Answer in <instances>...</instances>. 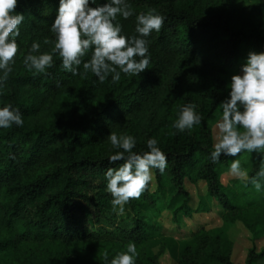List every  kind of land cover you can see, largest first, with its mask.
<instances>
[{"label": "trees", "instance_id": "1", "mask_svg": "<svg viewBox=\"0 0 264 264\" xmlns=\"http://www.w3.org/2000/svg\"><path fill=\"white\" fill-rule=\"evenodd\" d=\"M105 2L95 0L90 6ZM128 3L133 15L115 21L122 35H133L136 16L149 9L163 16L164 23L146 37L148 69L139 75L121 73L117 82L110 73L101 83L90 71L73 75L63 70L58 54L46 73L29 71L23 59L32 42L40 43L41 52L50 53L54 46L44 40L54 41L50 27L59 0H18L16 10L25 19L0 107L19 108L24 124L0 128V264H109L129 242L137 245L135 264H153L160 253L151 255L148 245L166 235L194 238L179 253L177 264H235L231 242L193 220L190 181L205 186L226 222L243 223L252 231L264 224V190L257 192L248 182L259 170L261 156L222 155L215 164L210 159V122L221 103L222 76L240 62L244 46L264 52V0ZM91 54L89 49L82 64ZM205 75L217 87L200 86ZM183 84L187 90L179 95ZM187 103L197 105L202 120L179 132L173 123ZM151 106L158 107V114L145 121ZM111 132L134 136L133 151L139 153L148 151L147 139L156 138L167 157L165 171L152 169V179L123 213L112 210L106 190L104 173L123 163L108 160L118 151L107 139ZM234 159L241 160L248 179L224 184ZM180 200L184 202L176 207ZM155 210L170 212L171 227L157 223L150 215ZM199 210L208 211L204 206ZM259 261H264V251L253 249L245 264Z\"/></svg>", "mask_w": 264, "mask_h": 264}, {"label": "clouds", "instance_id": "2", "mask_svg": "<svg viewBox=\"0 0 264 264\" xmlns=\"http://www.w3.org/2000/svg\"><path fill=\"white\" fill-rule=\"evenodd\" d=\"M95 0H59L56 17L50 31L54 41L51 52H41L39 42L33 41L23 63L35 74L46 73L54 64V54L61 58V68L73 75L93 73L99 82H104L111 73V80L117 82L121 73L139 75L148 69L150 53L148 37L153 31L159 32L164 17L155 9L136 16L134 34L122 35V26L115 23L117 16L124 19L133 15L128 0H106L102 5L91 7ZM18 0H0V94L4 82L12 72L17 54L19 25L25 15L18 12ZM92 50L91 58L82 64L81 58ZM82 64L83 72H79ZM228 98L221 104L222 118L216 123V142L210 153L215 164L221 156L236 157L243 152H256L261 156L259 170L248 182L257 192L264 190V52H249L239 73L231 76ZM197 105L187 103L179 111L173 128L179 132L191 130L201 123L202 116L196 111ZM24 119L19 108L7 104L0 107V128L13 125L22 127ZM242 129V130H240ZM117 149L108 158L119 167H109L104 173L106 190L112 196V210L125 211L130 199L139 198L142 190L152 179V169L163 173L167 157L157 146L156 138L146 141L148 151H133L136 139L132 135L111 132L107 137ZM230 175L242 180L248 179V172L241 166L240 159H234L229 166ZM138 257L137 245L129 242L126 251L119 252L109 264H135Z\"/></svg>", "mask_w": 264, "mask_h": 264}, {"label": "rangeland", "instance_id": "3", "mask_svg": "<svg viewBox=\"0 0 264 264\" xmlns=\"http://www.w3.org/2000/svg\"><path fill=\"white\" fill-rule=\"evenodd\" d=\"M258 52L254 48L244 46L242 49V58L240 62L232 68V70L222 76L224 80L223 86L219 89V96L221 103L228 98L229 83L231 76L238 74L241 65L246 61L249 52ZM212 76L205 75L199 80V85L203 88H215L218 82H213ZM187 90V87L183 84L180 87L179 95H183ZM222 98V99H221ZM220 103V104H221ZM217 109V112L210 122L211 129L213 131L214 143L216 142V123L222 118V109ZM158 114V107L151 106L147 112H145V121H151L152 118ZM242 130V129H240ZM231 179L235 178L229 174L223 176L222 181L224 184H228ZM187 189L191 194V200L188 205L193 210V217L196 222L204 225V228L210 231L214 235H219L228 239L231 242V259L235 264H245L248 255L251 250L255 249L258 252L264 251V224L257 227L254 231L250 230L245 224H232L223 220L218 214V208L214 206L213 201L207 197L205 186L201 183L190 181L187 183ZM184 201H175L174 205L178 207ZM169 203V202H168ZM167 203V204H168ZM165 205V204H164ZM204 206L208 211H200V207ZM169 211L159 212L155 210L150 215H153L159 224H163L166 227H171V216ZM188 227L193 226L191 221L187 222ZM164 241V243H163ZM194 241V238L190 236L180 237L179 235H166L163 237L156 236L148 245L149 252L154 255L155 252L160 253L159 258L153 262V264H177L178 256L182 249L190 245ZM160 251V252H159ZM257 264H264V261H259Z\"/></svg>", "mask_w": 264, "mask_h": 264}]
</instances>
